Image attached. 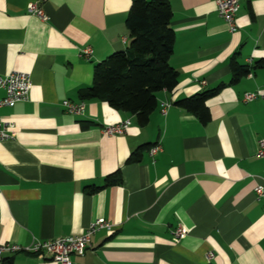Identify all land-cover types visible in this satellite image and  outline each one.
I'll return each instance as SVG.
<instances>
[{
	"label": "crops",
	"instance_id": "obj_1",
	"mask_svg": "<svg viewBox=\"0 0 264 264\" xmlns=\"http://www.w3.org/2000/svg\"><path fill=\"white\" fill-rule=\"evenodd\" d=\"M178 73L172 92L156 94L146 126L101 100H82L93 67L124 51L132 0H0V76L29 73L26 102L0 109L14 124L0 143V244L78 236L98 219L112 225L92 235L72 264H264V69L224 87L208 100L209 121L175 106L230 81L229 59L240 65L264 59V0H237V31L230 33L214 0H168ZM35 3L42 21L27 11ZM90 47L89 60L79 56ZM245 93H259L244 103ZM4 91L0 90V99ZM65 100L83 101L82 115L66 113ZM172 106L161 113L160 104ZM129 120L122 135L102 129ZM148 150L127 163L140 147ZM121 173V183L102 187ZM188 230L183 240L172 232ZM3 264H56L29 254H4Z\"/></svg>",
	"mask_w": 264,
	"mask_h": 264
},
{
	"label": "trees",
	"instance_id": "obj_2",
	"mask_svg": "<svg viewBox=\"0 0 264 264\" xmlns=\"http://www.w3.org/2000/svg\"><path fill=\"white\" fill-rule=\"evenodd\" d=\"M171 19L168 0H132L125 21L128 47L94 65L91 86L80 90L79 98L101 100L116 111L134 116L139 126H146L158 106L156 94L172 92L178 84V73L169 63L175 41ZM236 56L234 54L228 62L231 76L228 84L220 83L213 89L178 100L175 106L195 115L202 124L207 123L208 100L217 96L224 87L264 69V59L248 66L240 65ZM149 148L137 149L127 163L139 162L142 152ZM120 183L121 173L117 171L105 179L102 187H94L92 192Z\"/></svg>",
	"mask_w": 264,
	"mask_h": 264
},
{
	"label": "built area",
	"instance_id": "obj_3",
	"mask_svg": "<svg viewBox=\"0 0 264 264\" xmlns=\"http://www.w3.org/2000/svg\"><path fill=\"white\" fill-rule=\"evenodd\" d=\"M218 16L226 24L228 31L234 33L237 31L235 21L239 5L237 0H214ZM30 14L37 16L40 20L45 21L47 18L43 11L35 3L27 6ZM92 49L86 47L80 49L79 56L89 60L92 56ZM32 88L31 76L29 73L20 71H11L4 76H0V90L4 91V97L0 99L1 108H13L19 103L26 102ZM259 96V93H245L242 97L244 103H250ZM64 111L70 115H82L85 109L84 102H70L65 100L61 103ZM170 103H161V113L171 107ZM131 122L129 120L106 126L102 129L103 134L108 136L122 135L126 132ZM14 124L8 121L0 122V143L6 142L13 138ZM161 150L159 145L150 147L148 154L153 158ZM257 158H264V134L257 142ZM255 199L263 204L264 207V187L257 185L254 190ZM112 230V225L104 219H98L89 224L83 234L78 236H67L53 240H32L27 247L4 243L0 244V264L4 254H29L43 261H51L56 264H72V257H83L90 248V240L93 234L99 230ZM188 234V230L182 227L176 228L172 235L175 240H183Z\"/></svg>",
	"mask_w": 264,
	"mask_h": 264
}]
</instances>
